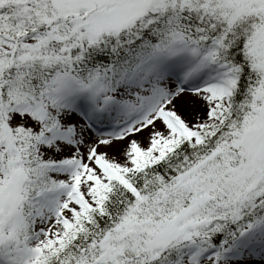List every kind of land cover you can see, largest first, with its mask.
<instances>
[{"label": "snow or ice", "instance_id": "obj_1", "mask_svg": "<svg viewBox=\"0 0 264 264\" xmlns=\"http://www.w3.org/2000/svg\"><path fill=\"white\" fill-rule=\"evenodd\" d=\"M0 264H264V0H0Z\"/></svg>", "mask_w": 264, "mask_h": 264}]
</instances>
